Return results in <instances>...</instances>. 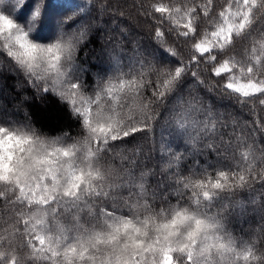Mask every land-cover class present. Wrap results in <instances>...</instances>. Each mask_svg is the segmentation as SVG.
<instances>
[{
  "label": "snow or ice",
  "instance_id": "1",
  "mask_svg": "<svg viewBox=\"0 0 264 264\" xmlns=\"http://www.w3.org/2000/svg\"><path fill=\"white\" fill-rule=\"evenodd\" d=\"M150 7L170 23L168 33L192 41L190 61L171 60L174 47L116 54L92 84L77 61L91 28L87 15L76 18L83 5L0 0V58L41 99L66 105L84 133L68 143L67 134L49 137L0 110V201L10 211L0 223V264H264V237L244 239L229 227L244 207L232 202L234 194L264 186V159L243 135L225 141L223 117L185 94L192 65L204 63L222 93L264 106V29L254 27L264 20V0H226L218 13L213 0H155ZM67 11L73 15L61 19ZM201 16L208 25L202 31ZM165 34L156 28L161 46ZM240 37L249 46L230 54ZM161 117L170 139L160 144L166 175L157 192L148 184L157 172L127 155L117 164L115 149L154 136ZM203 141L202 150L187 153V144ZM186 155L205 158L185 169Z\"/></svg>",
  "mask_w": 264,
  "mask_h": 264
},
{
  "label": "trees",
  "instance_id": "2",
  "mask_svg": "<svg viewBox=\"0 0 264 264\" xmlns=\"http://www.w3.org/2000/svg\"><path fill=\"white\" fill-rule=\"evenodd\" d=\"M153 2L155 0H67L68 6L71 9H75L76 5H83L85 7V13H80L76 18L79 19L80 15H87V23L91 25L88 35L83 42L82 49L77 52L78 63L86 69L84 79L87 83L94 84L98 75H105L104 71H101L99 74L97 73V64L100 60H105V57L109 55L111 60V57L116 54H122L124 57L135 55V50L147 55L154 48L174 47L177 55L170 57L171 60L190 61L193 54L191 50L192 41L188 40L186 42L185 38L178 37L175 32L168 33L167 29L171 27L170 23L167 20L162 21L160 14L156 13L153 15L151 13L150 6ZM173 2L182 3V0H173ZM195 2L200 3L201 0H195ZM225 3L226 0H213L214 12L218 13ZM129 4L137 6L145 18L142 20L135 11L127 9L126 7ZM72 15V11H67L61 19ZM116 18L118 22H135L138 24V29L129 25L127 27L131 30L130 34L127 31L121 30L119 31L120 36H114V29L117 27L115 26ZM72 23L71 20H68V24ZM198 23L201 25V31L204 27L208 26L207 19L202 16L198 20ZM157 27L165 30L166 33V43L163 46L157 42L154 35ZM254 27L264 29V20L258 21ZM74 28L75 25H73ZM73 29L66 30L71 31ZM108 29H110L108 36L105 37L103 34ZM47 32L48 30L45 29L42 35H47ZM248 46V40H245L243 37L236 38L230 54H241ZM103 52H105L104 56H102ZM0 62L2 64L0 66V86L5 88L8 93L1 100L3 104H1L0 110L3 108L12 110L14 108L13 111L16 113L15 120L24 121L25 119H29L38 130L49 137H64L67 134L68 143H71L75 139L83 138V130L77 120L67 110L66 105L62 104L56 97L41 99L31 84L25 81L22 74L9 71L8 65L4 62L3 58H0ZM191 71L198 72L200 80L203 83H199L191 75ZM191 71L186 77L185 94L191 91L193 95L200 97L204 106L210 107L214 113L219 114V111L223 109H230L228 114H220L223 117L224 123L229 125L226 129H220L221 132L227 133L223 139L225 141L230 138L235 140L236 136L243 135L247 142L253 146L255 155L260 159H264V131L260 130L259 125L256 123L257 120L264 123V106L259 105L256 100H252L247 106H243L235 96L222 93L218 78L211 75L208 66L204 63H201L199 68L193 64ZM17 82L22 84L23 89H15L14 85ZM192 83L194 84L193 86ZM25 96L28 100L23 102ZM157 111L162 113L164 111L163 106L158 108ZM169 131L170 129L166 120L161 117L156 126L154 136L149 134L146 137L138 139L133 144L125 145L123 151L120 147L115 149L117 164L127 155L129 158L135 157L137 162L142 161L147 169L157 172L155 177L150 176L148 179L149 187L157 190V192H159L158 184L160 180L166 175V173L160 171L164 160L161 159L162 153L159 149L161 141H168L170 139ZM206 142L203 141L196 145L187 144V153H193L195 149L202 150L203 144ZM137 150L139 151V155L136 154ZM181 151H185V149L182 148ZM204 158L203 156L186 155L182 167L186 169L192 165L194 160L199 159L203 162ZM257 163L259 165V160ZM169 199L172 203H175L174 197L170 196ZM232 202L244 205L243 209L236 208L233 215L229 218L231 221L229 227L233 233L244 239L255 238L259 240L261 237H264L263 234L257 238L255 234V231L260 227L258 217H263L264 215V186L260 183H254L251 187L235 193ZM161 203L162 201L157 199L154 207L159 208ZM237 215H241L243 219L238 220ZM9 219L10 211L0 201V223Z\"/></svg>",
  "mask_w": 264,
  "mask_h": 264
},
{
  "label": "rangeland",
  "instance_id": "3",
  "mask_svg": "<svg viewBox=\"0 0 264 264\" xmlns=\"http://www.w3.org/2000/svg\"><path fill=\"white\" fill-rule=\"evenodd\" d=\"M127 9H131V10H133V11H135L138 15H139V17L143 20V18H145V16L140 12V10L137 8V6H134V5H127V7H126ZM103 10H105L104 8H103ZM104 12H106V11H104ZM115 15V14H114ZM105 17V16H104ZM115 17V16H114ZM114 20H115V18H114ZM116 24H115V26H117L114 30H115V32H114V36H120L119 35V31H123L124 30V32H126L127 31V33L128 34H130L129 32H131V30H130V28L128 29V27H129V25H130V27H134L135 29L137 28L138 29V27H137V23H135V22H131V21H126V22H124V21H119L118 22V19L116 18ZM118 22V23H117ZM128 26V27H127ZM128 29V30H127ZM110 29H108L106 32H104V34L103 35H105V37L106 36H108V31H109ZM102 33V32H101ZM46 34H48V32L46 33ZM134 52H137L136 50L134 51ZM105 55V52H103L102 53V56H104ZM1 63V62H0ZM2 64H0V66H1ZM110 65H111V60H110V55L108 56V57H105V60H100L99 62H98V64H97V73L99 74L101 71H103V70H107V69H109V67H110ZM105 72V71H104ZM97 73H96V75H97ZM194 84L192 83V86H193ZM14 87H15V89L16 90H21V89H23V86H22V84L20 83V82H17V83H15V85H14ZM7 91L5 90V88H3L2 86H0V106H1V104H3V103H1V100L3 99V98H5L6 96H7ZM40 97V96H39ZM26 100H28V99H26V96L23 98V102L24 101H26ZM3 108V107H2ZM1 110H5V108H3V109H1ZM7 110V109H6ZM14 110V108H12V110L11 109H8L7 111H8V113H10V114H12V118L14 119L16 116V113L13 111ZM230 112V109H226V110H221V111H219V114H224V115H226V114H228ZM246 126H247V124H246ZM253 135V134H252ZM162 165H164V162H163V164ZM259 219H258V221L260 222V227H259V229L258 230H256L255 231V234H256V236H257V238H259L261 235H263L264 234V231H261V229L262 228H264V215H263V217L262 216H260V217H258ZM237 219L238 220H241V219H243V217H241V215H237ZM245 220V219H244ZM253 239V238H252ZM255 239V238H254Z\"/></svg>",
  "mask_w": 264,
  "mask_h": 264
}]
</instances>
